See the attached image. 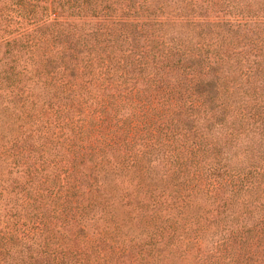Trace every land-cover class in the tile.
<instances>
[{"label": "trees", "instance_id": "trees-1", "mask_svg": "<svg viewBox=\"0 0 264 264\" xmlns=\"http://www.w3.org/2000/svg\"><path fill=\"white\" fill-rule=\"evenodd\" d=\"M0 100V264H264V0H0Z\"/></svg>", "mask_w": 264, "mask_h": 264}, {"label": "rangeland", "instance_id": "rangeland-1", "mask_svg": "<svg viewBox=\"0 0 264 264\" xmlns=\"http://www.w3.org/2000/svg\"><path fill=\"white\" fill-rule=\"evenodd\" d=\"M6 100H0V125L3 124V122H10V121H14L16 119H18V115L17 114H20V112L18 110H14L12 108V106L8 103H5ZM8 107L6 110L5 108ZM20 121H22V118L21 119H18ZM245 145L243 146H239V152H244L245 149H243ZM63 234L66 235L67 234V231L66 230H63ZM90 234H93L91 231H90Z\"/></svg>", "mask_w": 264, "mask_h": 264}]
</instances>
